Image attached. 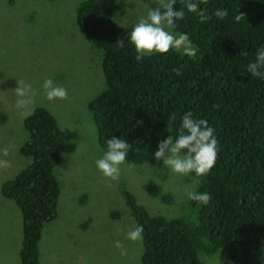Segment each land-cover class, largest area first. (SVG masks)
<instances>
[{"label":"trees","instance_id":"obj_1","mask_svg":"<svg viewBox=\"0 0 264 264\" xmlns=\"http://www.w3.org/2000/svg\"><path fill=\"white\" fill-rule=\"evenodd\" d=\"M182 6V0L174 5ZM200 7L210 16L207 22L185 10L174 29L188 34L197 49L194 57L170 50L137 61L121 1L81 0L75 23L101 52L104 85L87 107L101 152L112 135L125 139L130 145L126 162L142 155L154 158L158 141L169 128L175 135L185 112L215 130V164L194 189L207 192L210 201L202 206L189 200L198 207L195 226L182 218L151 215L118 179L129 214L144 229L143 264H201V253L211 255L215 264H264V79L246 70L264 45V0H205ZM215 9L227 15L217 19ZM120 39L125 46L118 45ZM31 112L23 120L26 139L19 147L31 162L1 186L2 195L21 210V264H41L39 242L44 225L57 216L61 184L54 170L64 149L52 113L39 106ZM1 117L7 119L8 113ZM144 185L151 196H159L152 179ZM118 216L113 212L110 217Z\"/></svg>","mask_w":264,"mask_h":264},{"label":"rangeland","instance_id":"obj_2","mask_svg":"<svg viewBox=\"0 0 264 264\" xmlns=\"http://www.w3.org/2000/svg\"><path fill=\"white\" fill-rule=\"evenodd\" d=\"M80 1L0 0V115L8 113L0 120V264H21L22 242L21 210L2 195L1 186L31 162L19 152L26 133L15 108L17 81L31 84L28 110L37 106L49 110L66 148L54 170L61 190L57 216L43 227L41 264H143L142 240L125 239V233L137 225L124 203L119 180H108L95 168L103 153L87 104L104 85L101 52L75 23ZM120 1L128 32L156 4V0ZM45 79L63 86L67 98L48 101L42 87ZM157 163L162 161L139 156L136 162L121 165L119 178L151 215L182 218L195 226L198 207L191 206L186 193L196 188L200 177L173 174ZM149 179L157 184L159 196L170 198L151 196L144 185ZM113 212L119 216L110 217ZM117 240L124 254L115 247ZM200 260L215 264L208 254L201 253Z\"/></svg>","mask_w":264,"mask_h":264},{"label":"clouds","instance_id":"obj_3","mask_svg":"<svg viewBox=\"0 0 264 264\" xmlns=\"http://www.w3.org/2000/svg\"><path fill=\"white\" fill-rule=\"evenodd\" d=\"M204 2L205 0H182L183 6L175 8L177 0H156V6L132 24L131 30L126 34L128 43L135 50L136 60L140 61L146 56L155 54H166L170 50L189 58L194 57L197 49L188 34L175 32L174 29L177 22L184 18L185 10L199 17L201 23L207 22L210 16L200 7ZM213 15L217 19H223L227 12L224 9H215ZM236 19L238 20L239 16ZM117 43L120 47L125 46L124 39L118 40ZM246 70L250 76L264 79V45L257 49L254 60L248 63ZM174 71L179 74V69ZM17 83L15 108L21 119H27L32 115L28 110L31 84L23 81ZM42 87L45 98L50 102L67 98V90L55 84L52 79H45ZM172 119L175 120V117L173 116ZM167 131L169 134L158 141L157 149L153 153L155 160L162 161V164L173 174L182 176L194 174L196 177L207 175L215 164L218 151L215 130L208 125L207 120L195 118L191 111L185 112L180 117L175 135L172 134L171 128ZM105 143L106 150L95 160V167L103 177L116 181L120 177L121 165L126 162L130 145L125 139L113 135ZM65 150L64 145L63 151ZM186 194L190 201L202 206H206L210 201L207 192L189 190ZM143 230L142 225H137L125 233V239L132 242L141 241ZM115 247L124 254L123 244L119 240L115 241Z\"/></svg>","mask_w":264,"mask_h":264}]
</instances>
